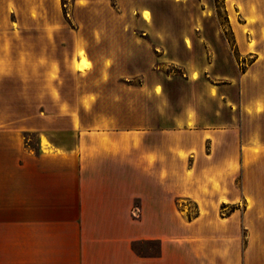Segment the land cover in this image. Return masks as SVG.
<instances>
[{"label": "crops", "instance_id": "1", "mask_svg": "<svg viewBox=\"0 0 264 264\" xmlns=\"http://www.w3.org/2000/svg\"><path fill=\"white\" fill-rule=\"evenodd\" d=\"M99 1L109 2L77 6L140 20L152 6ZM1 4L0 15L18 9L14 0ZM33 9L30 15L45 14ZM9 22L0 21V264H264V42H236L248 62L215 92L188 75L189 86L166 103L148 71L156 42L75 39L72 71L106 75L95 76L90 91L76 89L80 103L38 106L44 118L36 125L15 113L20 37ZM49 32L34 22L27 42ZM206 47L201 55L192 44L191 60H204L200 72L214 63ZM82 49L88 66L78 68ZM32 62L42 64V93L50 97L51 56ZM121 68L139 85L105 87ZM30 78H39L35 66ZM51 109L70 116L65 140V124L46 118Z\"/></svg>", "mask_w": 264, "mask_h": 264}, {"label": "rangeland", "instance_id": "2", "mask_svg": "<svg viewBox=\"0 0 264 264\" xmlns=\"http://www.w3.org/2000/svg\"><path fill=\"white\" fill-rule=\"evenodd\" d=\"M16 11L11 15H0L2 23L9 22L18 27L20 42H17L16 53L19 57L18 79V111L20 119L30 120L38 125L42 123L44 115L36 109L45 102L52 104L58 102L73 105L81 102V95H76L77 88L83 92L92 90L96 84L95 76L106 75V70L99 68L95 74H76L72 71L71 59L77 53L74 46L75 39H94L109 42L114 39H127L130 42H156L154 60L148 64V71L157 74L156 89H163L164 102L175 101L179 98V89L188 87L186 81L188 75L200 78L199 85L211 86L215 92L216 84L223 83L230 75L238 73L248 62V54H241L236 42H248L250 46L254 42H264V0H152L151 8H144L142 16L138 19L136 14H89L85 13L78 4H87L90 0H14ZM98 4L104 8L113 0L104 4ZM3 10L6 0H2ZM12 5V4H11ZM97 5V4H96ZM44 8L45 14L40 16L30 15L34 7ZM208 11L207 15L206 12ZM154 13V15H153ZM147 14V15H145ZM32 16L35 20H32ZM103 19L127 24L125 30L109 29L103 24ZM34 22L49 24L50 32L43 38L40 33V42H27L28 34L32 30ZM10 23V22H9ZM198 25V29H194ZM24 28V29H22ZM47 41V42H46ZM45 42V46H43ZM48 42H50L48 44ZM200 45V54L204 55L202 42L208 43L205 55H212L214 63L207 72H200L199 66L204 60L192 59V44ZM79 52L84 59V50ZM50 55L52 62L50 97L42 93V64L33 63L32 59L42 55ZM218 56V57H216ZM246 56V58H245ZM178 58L172 60V58ZM60 59L59 62L53 61ZM86 64L88 62L85 58ZM36 67L39 78L32 79V67ZM122 67V66H121ZM126 69H119L115 76L118 80L105 81V87H126L139 85L138 75H132ZM30 91V92H29ZM86 98L85 94L83 95ZM103 97H106L103 96ZM5 100L6 96L3 95ZM187 96L182 97L186 102ZM85 101V99H83ZM170 113V110H168ZM10 113V112H9ZM49 116L51 123L65 124V131L60 133L63 140L69 137V114L58 115L56 109H51ZM14 115V114H13ZM34 135V133H29ZM35 136V135H34ZM190 212L195 211L192 203L189 204Z\"/></svg>", "mask_w": 264, "mask_h": 264}, {"label": "bare ground", "instance_id": "3", "mask_svg": "<svg viewBox=\"0 0 264 264\" xmlns=\"http://www.w3.org/2000/svg\"><path fill=\"white\" fill-rule=\"evenodd\" d=\"M75 66L78 67V68H84V67H86V63H85L83 57L81 59V63L80 64H77Z\"/></svg>", "mask_w": 264, "mask_h": 264}, {"label": "snow or ice", "instance_id": "4", "mask_svg": "<svg viewBox=\"0 0 264 264\" xmlns=\"http://www.w3.org/2000/svg\"><path fill=\"white\" fill-rule=\"evenodd\" d=\"M145 15H147V14H145ZM87 66V65H86ZM157 91H159V89H157Z\"/></svg>", "mask_w": 264, "mask_h": 264}]
</instances>
